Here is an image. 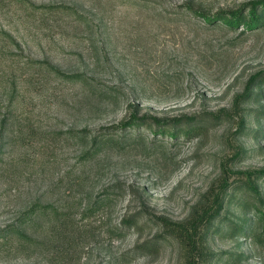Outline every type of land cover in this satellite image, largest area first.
<instances>
[{
  "label": "rangeland",
  "instance_id": "1",
  "mask_svg": "<svg viewBox=\"0 0 264 264\" xmlns=\"http://www.w3.org/2000/svg\"><path fill=\"white\" fill-rule=\"evenodd\" d=\"M256 1L0 0V264H264Z\"/></svg>",
  "mask_w": 264,
  "mask_h": 264
},
{
  "label": "trees",
  "instance_id": "2",
  "mask_svg": "<svg viewBox=\"0 0 264 264\" xmlns=\"http://www.w3.org/2000/svg\"><path fill=\"white\" fill-rule=\"evenodd\" d=\"M249 10H250V15L248 18L244 17L243 14H240L238 15V13H235V12H232L231 16L229 17V13L228 14H225V13H217V14H214V15H211V16H205L206 14H203L202 16L205 17V20L207 22H211L213 20V22H216L217 21H220L222 23H224L225 25H228V26H234L236 25L238 22L242 21V23L246 26V27H251V26H254V25H260L262 23H264V0H259V1H256L254 3H251L250 4V7H249ZM257 79V80H256ZM256 81L255 82V85H262L264 83V75L260 76V77H256L255 78ZM142 120V118H138L136 116L134 117H130V118H127L126 120H124L122 123H121V127L122 128H130V127H134V126H138L140 125V121ZM197 130V127L194 126V128H191V129H188L187 131H184L185 135H188L189 133H193ZM190 131V132H189ZM176 132H174L173 134H175ZM261 174H263L264 172L263 171H260ZM260 172H254V174L252 175H248L247 176V181L244 183L246 185V188L249 189L250 191H253L254 193L258 194V191H257V186L255 184V181L257 179V177H259L260 175L258 173ZM221 196V195H220ZM216 197V202L218 201L219 203H215V212H212V208L209 209V212L210 213H214V215H216V210L220 207V203L222 201V197ZM262 197H260L261 199ZM211 217L207 218V220L205 221V225L206 224H211V221L213 219V217L210 219ZM134 223L135 221L134 220H130V219H125V223ZM169 232H171V230L169 228H167ZM145 246L143 248H147L149 247L148 246V243H145L144 244ZM152 246H150L149 248H151Z\"/></svg>",
  "mask_w": 264,
  "mask_h": 264
}]
</instances>
